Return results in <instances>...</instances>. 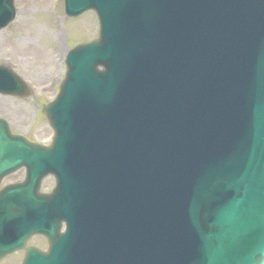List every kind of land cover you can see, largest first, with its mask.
I'll return each mask as SVG.
<instances>
[{
    "label": "water",
    "instance_id": "95a60500",
    "mask_svg": "<svg viewBox=\"0 0 264 264\" xmlns=\"http://www.w3.org/2000/svg\"><path fill=\"white\" fill-rule=\"evenodd\" d=\"M65 2L97 13L99 38L68 53L44 106L50 147L0 119V180L26 167L38 182L0 193V261L264 264V0ZM16 14L0 0V30ZM25 91L0 66V94Z\"/></svg>",
    "mask_w": 264,
    "mask_h": 264
},
{
    "label": "rangeland",
    "instance_id": "374dc122",
    "mask_svg": "<svg viewBox=\"0 0 264 264\" xmlns=\"http://www.w3.org/2000/svg\"><path fill=\"white\" fill-rule=\"evenodd\" d=\"M18 15L0 31V63L10 64L32 88L31 100L0 96V117L6 118L14 133L42 145H50L53 131L42 115L44 104L54 100L65 77V57L69 49L98 35V21L93 12L77 19L65 16L64 0H15ZM23 174L10 178L21 179ZM53 179L44 182L50 189ZM32 244L45 248L41 238ZM17 255L0 264H18Z\"/></svg>",
    "mask_w": 264,
    "mask_h": 264
},
{
    "label": "flooded vegetation",
    "instance_id": "af4514ba",
    "mask_svg": "<svg viewBox=\"0 0 264 264\" xmlns=\"http://www.w3.org/2000/svg\"><path fill=\"white\" fill-rule=\"evenodd\" d=\"M19 173L23 174V177H22L21 179L11 180L10 182L6 183V181H7L8 179L13 178V177H15V176H18ZM24 178H25V174H24V172H23V171H19V172L13 174V175L7 177L6 179H4V181L2 182V186H7V185H11V184H17V183H20V182L24 181ZM53 187H54V184H53L52 187L48 190V189H45L44 184H43L42 192H44V193H48V192L52 191Z\"/></svg>",
    "mask_w": 264,
    "mask_h": 264
}]
</instances>
